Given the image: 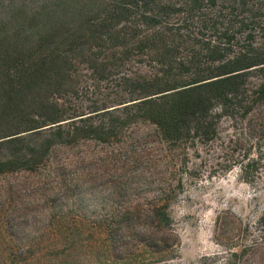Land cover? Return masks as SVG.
Wrapping results in <instances>:
<instances>
[{"label": "trees", "instance_id": "1", "mask_svg": "<svg viewBox=\"0 0 264 264\" xmlns=\"http://www.w3.org/2000/svg\"><path fill=\"white\" fill-rule=\"evenodd\" d=\"M263 17L264 0H0V177L33 193L8 214L14 186L0 184V264L169 260L174 190L146 204L129 196L147 185L146 155L133 145L151 134L172 154L215 140L225 116L264 121ZM90 143L110 147L109 160L67 178L79 160L58 149ZM164 159L157 165L169 169ZM109 168L123 177L99 218L52 207L43 221L27 216L30 203L93 187L95 171ZM252 228L256 238L228 261L264 264V213Z\"/></svg>", "mask_w": 264, "mask_h": 264}, {"label": "rangeland", "instance_id": "2", "mask_svg": "<svg viewBox=\"0 0 264 264\" xmlns=\"http://www.w3.org/2000/svg\"><path fill=\"white\" fill-rule=\"evenodd\" d=\"M135 67L144 69L138 64ZM108 85L100 83L101 87ZM136 130L148 133L150 127L140 125ZM152 137L149 134L133 145L135 150L146 155L143 175L147 185L132 191L129 196L146 204L168 185L174 190L168 209L171 225L165 237L175 246L166 254L169 260L159 264H241L239 260L227 259L233 252H240L241 244H249L256 238L252 227L264 213V121L255 112L242 119L225 116L218 124L215 140L183 147L172 154L168 145L157 144ZM110 155V147L96 143L57 151L61 160H79L65 168L63 174L67 178H76L85 172L90 159L97 164L106 163ZM160 159L173 163L166 169L161 165L164 162L157 165ZM241 162L250 165L244 173L239 165ZM95 176L97 180L93 187L83 185L75 191H56L52 201L43 207L40 203L39 206L30 203L31 212L27 216L43 221L52 207L54 212L60 208L64 211L73 208L91 220L99 218L109 211L110 200L115 194L112 182L123 177V173L109 168L96 170ZM10 177H0V184L6 179L14 186L8 214L15 212V199L16 203L26 204L33 194L23 183L15 189V177ZM30 180L31 177L27 178ZM165 181L167 183L162 185ZM2 192L0 187V203L4 198ZM79 198L81 203L76 208ZM11 216L15 218V214ZM11 230L15 232V227ZM250 261L249 258L247 262L250 264Z\"/></svg>", "mask_w": 264, "mask_h": 264}]
</instances>
